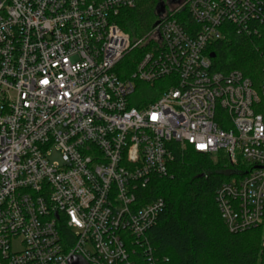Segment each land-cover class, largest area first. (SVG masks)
Returning a JSON list of instances; mask_svg holds the SVG:
<instances>
[{
  "label": "built area",
  "instance_id": "obj_1",
  "mask_svg": "<svg viewBox=\"0 0 264 264\" xmlns=\"http://www.w3.org/2000/svg\"><path fill=\"white\" fill-rule=\"evenodd\" d=\"M137 2L0 0V264H162L147 233L165 201L136 191L167 174L174 143L250 166L215 202L232 233L263 223L264 49L254 81L214 71L209 46L260 35L264 0H182L133 40L116 16Z\"/></svg>",
  "mask_w": 264,
  "mask_h": 264
},
{
  "label": "trees",
  "instance_id": "obj_2",
  "mask_svg": "<svg viewBox=\"0 0 264 264\" xmlns=\"http://www.w3.org/2000/svg\"><path fill=\"white\" fill-rule=\"evenodd\" d=\"M167 0H138L134 8H125L116 16L117 23L133 40L146 35L158 19L157 6ZM191 24L188 14L180 16ZM145 46L134 48L119 65V75L126 77L134 69ZM264 49V28L260 35L231 32L226 39L209 46L213 70H240L259 81L262 77L260 51ZM161 83L149 85L148 90ZM150 97V94L146 96ZM174 159L168 172L153 176L136 191L139 205L163 198L165 206L147 236L162 264H264L263 223L255 228L232 233L226 227L215 202L219 185L239 174L222 153L197 152L191 145L174 143ZM239 165V166H240Z\"/></svg>",
  "mask_w": 264,
  "mask_h": 264
},
{
  "label": "rangeland",
  "instance_id": "obj_3",
  "mask_svg": "<svg viewBox=\"0 0 264 264\" xmlns=\"http://www.w3.org/2000/svg\"><path fill=\"white\" fill-rule=\"evenodd\" d=\"M149 84H142L137 88V91L133 93L130 96V102L134 103V105H137L139 103L144 104L148 103L149 99L146 97L150 94V91L147 89ZM47 158L53 162V163H63V154L60 149L53 148L49 150L47 154ZM262 239L264 243V220H263V226H262ZM260 261H262V257L259 256V264H262Z\"/></svg>",
  "mask_w": 264,
  "mask_h": 264
},
{
  "label": "water",
  "instance_id": "obj_4",
  "mask_svg": "<svg viewBox=\"0 0 264 264\" xmlns=\"http://www.w3.org/2000/svg\"><path fill=\"white\" fill-rule=\"evenodd\" d=\"M182 0H167V1H161L158 6H157V15L160 17L166 10L167 5H172V4H178ZM159 21H157L155 24H157Z\"/></svg>",
  "mask_w": 264,
  "mask_h": 264
},
{
  "label": "snow or ice",
  "instance_id": "obj_5",
  "mask_svg": "<svg viewBox=\"0 0 264 264\" xmlns=\"http://www.w3.org/2000/svg\"><path fill=\"white\" fill-rule=\"evenodd\" d=\"M153 118H155V117H153Z\"/></svg>",
  "mask_w": 264,
  "mask_h": 264
}]
</instances>
